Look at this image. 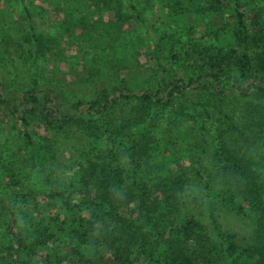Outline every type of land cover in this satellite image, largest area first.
Here are the masks:
<instances>
[{
    "label": "rangeland",
    "instance_id": "1",
    "mask_svg": "<svg viewBox=\"0 0 264 264\" xmlns=\"http://www.w3.org/2000/svg\"><path fill=\"white\" fill-rule=\"evenodd\" d=\"M240 3L251 29L250 54L258 64L264 46V0ZM184 5L187 13L180 16ZM234 9L233 0H0V89L14 103L32 86L36 68L43 84L54 89L59 104L88 101L103 88H121L117 77L128 80L136 91L153 88L159 78L156 53L171 63L176 49L190 53L186 59L190 71L212 75L222 70L231 84L239 72L235 49L242 37ZM187 94H178L170 105L160 104L154 113L149 104L137 102L139 114L131 115L127 125L122 122L128 115L123 103L113 115V124L126 126L122 134L135 139V156L176 169L189 191L191 187L205 190L203 200L196 193L197 201L180 203L171 216L182 221L193 213L200 217L191 231L193 244L199 234L208 239V233L215 231L225 240L233 261L237 253L238 264H264V226L260 225L264 117L258 114L264 95L225 98L210 77L199 81L197 88L187 89ZM204 120L212 130L206 135L201 131ZM96 128L80 130L74 124L60 130L36 117L23 123L0 103V206L6 202L5 188L14 176L29 200L51 199V165L42 153L33 154L25 132L35 143L52 149L55 173L59 183L65 184L72 178L67 172L71 165L66 163L84 160L92 144L98 143L97 136L105 138L104 130ZM68 146L76 148L74 154L68 153ZM234 164L242 172L248 168L253 175L260 174L247 187L255 186L252 193L243 194L226 174ZM201 166L202 184L196 173ZM202 250L209 255L212 247L205 242ZM151 258L147 253L138 264H154Z\"/></svg>",
    "mask_w": 264,
    "mask_h": 264
},
{
    "label": "trees",
    "instance_id": "2",
    "mask_svg": "<svg viewBox=\"0 0 264 264\" xmlns=\"http://www.w3.org/2000/svg\"><path fill=\"white\" fill-rule=\"evenodd\" d=\"M233 2L234 17L242 37L240 47L235 49L239 72L231 84L222 70L210 76L190 71V62L186 60L190 53L176 49L171 63L164 62L156 53L154 61L159 78L153 88L136 91L128 86V80L117 77L121 88L116 86L113 91L103 88L88 101L59 104L54 89L43 84L36 68L32 86L14 103L9 101L10 94L0 89V103L5 104L20 122L26 123L28 118L36 117L48 127L60 130L74 124L80 130L98 127L105 135V138L97 136L98 143L92 144L84 160L66 163V166L71 165L67 172L72 178L60 184L54 170L52 149L35 143L25 132L33 154L42 153L51 165V199L34 196L35 200H29L30 196L24 185L15 180L16 176L6 186V202L0 206V264H138L147 253L154 264H238V254L233 261L225 240L215 231L211 235L208 233V239L199 234L197 243L191 242V231L200 217L193 213L185 221L171 218L180 203L186 206L197 201L196 193L203 200L205 190L200 192L191 187L189 191L176 169L164 162L154 163L135 156V139L122 134L126 126H116L112 121L116 109L123 103L128 107V115L122 122L127 125L131 115L139 114L137 102L149 104L154 113L160 104L170 105L178 94L188 95L187 89L197 88L205 77L213 79L218 94L225 98L264 95V46L261 60L253 63L251 29L245 21L240 0ZM186 9L184 5L180 16L187 13ZM138 18L145 23L140 14ZM37 41L39 49L41 43ZM178 62L176 68L174 64ZM258 114L264 117V104ZM208 124V120L202 123L204 135L206 131L212 132L209 126L207 129ZM99 129L98 132H103ZM147 150L149 148L144 151ZM67 151L72 155L76 148L68 146ZM230 169L226 174L243 194L255 190V186L247 187L260 174L253 175L248 168L242 172L239 164ZM203 170L201 166L196 172L201 184L205 179ZM203 218L205 213L201 215ZM260 223L264 226V212ZM205 242L212 247L209 255L202 250Z\"/></svg>",
    "mask_w": 264,
    "mask_h": 264
}]
</instances>
